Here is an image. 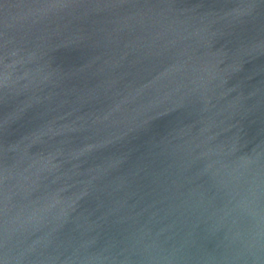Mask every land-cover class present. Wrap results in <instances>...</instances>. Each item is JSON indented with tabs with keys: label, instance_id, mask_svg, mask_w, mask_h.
I'll return each mask as SVG.
<instances>
[{
	"label": "water",
	"instance_id": "obj_1",
	"mask_svg": "<svg viewBox=\"0 0 264 264\" xmlns=\"http://www.w3.org/2000/svg\"><path fill=\"white\" fill-rule=\"evenodd\" d=\"M0 264H264V0H0Z\"/></svg>",
	"mask_w": 264,
	"mask_h": 264
}]
</instances>
